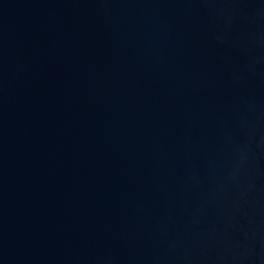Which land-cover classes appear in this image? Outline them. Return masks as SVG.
<instances>
[{
  "label": "water",
  "instance_id": "1",
  "mask_svg": "<svg viewBox=\"0 0 264 264\" xmlns=\"http://www.w3.org/2000/svg\"><path fill=\"white\" fill-rule=\"evenodd\" d=\"M0 264H264V0H0Z\"/></svg>",
  "mask_w": 264,
  "mask_h": 264
}]
</instances>
